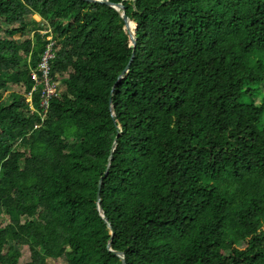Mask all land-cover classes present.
<instances>
[{
	"label": "trees",
	"instance_id": "obj_1",
	"mask_svg": "<svg viewBox=\"0 0 264 264\" xmlns=\"http://www.w3.org/2000/svg\"><path fill=\"white\" fill-rule=\"evenodd\" d=\"M106 1L0 0V264H264V0Z\"/></svg>",
	"mask_w": 264,
	"mask_h": 264
},
{
	"label": "built area",
	"instance_id": "obj_2",
	"mask_svg": "<svg viewBox=\"0 0 264 264\" xmlns=\"http://www.w3.org/2000/svg\"><path fill=\"white\" fill-rule=\"evenodd\" d=\"M44 33L49 34V43L47 44L46 51L43 54L41 59V63L39 69L41 71V76L38 74H33L34 80L37 82V86L42 87V102L41 105L45 109L48 110L50 101L52 97L56 96L59 93L58 84L53 81L51 77V67L50 63L55 59V41L52 37V29L49 28ZM36 88L33 89L35 91ZM32 93H30L31 95Z\"/></svg>",
	"mask_w": 264,
	"mask_h": 264
},
{
	"label": "water",
	"instance_id": "obj_3",
	"mask_svg": "<svg viewBox=\"0 0 264 264\" xmlns=\"http://www.w3.org/2000/svg\"><path fill=\"white\" fill-rule=\"evenodd\" d=\"M85 1H88V2H91V3H95V2L107 3V4L111 5V6H113L119 12H121L122 16L125 18L128 26H129V29H130V32H131V35L133 37L134 44H135V47H136V36H135L134 29H133V23H132L130 17L127 15L126 7H125L124 4H113V3L109 2V1H106V0H85ZM135 57H136V54L134 53V56H133V59H132L130 65L127 67V69L120 76V78H119L116 86L120 85L123 82L124 78L126 77V75L128 74L129 70L131 69V66H132V64H133V62L135 60ZM111 108L115 112V106H114L113 102H112ZM116 145H117V140H116L115 146ZM113 157H114V148H113L112 155H111V158H110V166L112 164L111 161L113 160ZM102 187H103V180L100 183L99 198H97V200H99V201H97V206H99V209L101 211V215L104 218H106L105 211H104V209L102 207V197H101ZM109 251L110 252H113V241L112 240H111L110 245H109ZM116 255L123 259L124 264H127V262H126V256L124 254H122V253H116Z\"/></svg>",
	"mask_w": 264,
	"mask_h": 264
},
{
	"label": "rangeland",
	"instance_id": "obj_4",
	"mask_svg": "<svg viewBox=\"0 0 264 264\" xmlns=\"http://www.w3.org/2000/svg\"><path fill=\"white\" fill-rule=\"evenodd\" d=\"M34 19L37 21V22H41V17L38 16V15H35L34 16ZM18 89L14 88V87H10L8 88V90L6 91L5 93V100L7 101V103H10L11 102V92L13 91H17ZM263 96H264V86L262 87V93L257 96L254 100V102L257 104V105H260L262 103V99H263ZM262 126L264 127V117H263V121H262ZM63 264V263H62Z\"/></svg>",
	"mask_w": 264,
	"mask_h": 264
}]
</instances>
